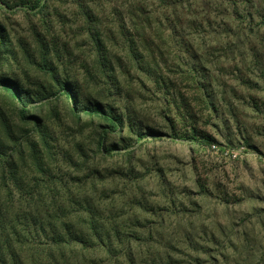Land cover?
<instances>
[{
	"label": "rangeland",
	"instance_id": "obj_1",
	"mask_svg": "<svg viewBox=\"0 0 264 264\" xmlns=\"http://www.w3.org/2000/svg\"><path fill=\"white\" fill-rule=\"evenodd\" d=\"M131 1L0 0V82L27 102L0 83L23 184L1 189L8 223L44 245L94 221L135 264H264V27L233 0H147L157 37L138 65L115 21Z\"/></svg>",
	"mask_w": 264,
	"mask_h": 264
},
{
	"label": "trees",
	"instance_id": "obj_2",
	"mask_svg": "<svg viewBox=\"0 0 264 264\" xmlns=\"http://www.w3.org/2000/svg\"><path fill=\"white\" fill-rule=\"evenodd\" d=\"M141 1L142 0H139V2L135 3V0H132L128 3L126 15H123L121 12L115 13L117 15L115 21L118 23L116 27L118 39L123 43L126 55L138 61L140 63L138 65H141V62L144 60L143 58L150 59L154 57L152 45L157 37L152 36L153 29H155L152 25L155 21L154 12L149 10V2H145L147 0H144L145 3ZM159 2L165 6L173 4L172 0H159ZM238 3H243L242 9L249 13V21L258 17L259 23L264 27V0H233L232 4L237 7L239 6ZM87 10L88 11L84 15L85 20L93 21V19H91L93 17L91 8L88 7ZM89 35L100 50L92 29L89 30ZM140 48L148 49L147 52L149 54H142ZM140 67L144 69L142 66ZM0 83L17 99L21 105L20 109L22 115H25L27 112V102L21 92H19L16 87L2 82ZM61 90L69 94L67 86H64ZM72 103L73 106L77 108L75 98L72 99ZM106 109V107L103 109L98 106H87L84 108V111L91 115L102 114L105 119L109 121L108 126L113 130L118 126L121 127L123 125V119L116 116L111 107H109L108 112ZM0 122L4 125H2V128L5 130L6 135L10 137L12 135L10 123L6 121L1 110ZM5 145L6 144L0 138V183L1 185L3 184L2 186L0 185V194L2 187H4L9 199L12 200L13 189L7 182L10 181L19 191L22 190L23 184L19 175V165L13 156L8 154ZM30 155L32 160L36 162L37 155L35 149L32 148V150H30ZM36 163L38 169L41 168V163ZM12 208V204L4 203L1 201L0 197V264H28L22 256L26 246L33 250V252H37L38 249L40 250V247L47 249V258L44 257L41 261L39 260V264H135L136 262L135 256L130 253V250L124 247L123 238L118 237L116 238L117 240H114L110 234H103V231H99L95 228L93 224L94 221L90 224V229L93 230L90 236L81 234V232L78 234H73L71 232L66 236L58 233L55 234L56 232L54 231L52 235L45 234L46 242L44 245H41L39 242L33 241V236H21L20 233L15 230V227L8 223L6 218H10L9 215ZM17 216H20L19 213ZM30 239L32 241H30ZM117 243H119L123 249L118 250ZM68 246H71V248ZM75 247H80V249H74ZM51 249L58 250L59 253L53 255ZM166 258L170 259L169 256H166ZM144 263L148 264L149 262Z\"/></svg>",
	"mask_w": 264,
	"mask_h": 264
}]
</instances>
